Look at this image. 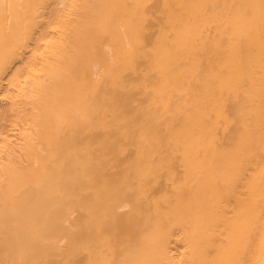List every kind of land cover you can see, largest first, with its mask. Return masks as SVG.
I'll list each match as a JSON object with an SVG mask.
<instances>
[{
	"label": "bare ground",
	"instance_id": "1",
	"mask_svg": "<svg viewBox=\"0 0 264 264\" xmlns=\"http://www.w3.org/2000/svg\"><path fill=\"white\" fill-rule=\"evenodd\" d=\"M0 264H264V0H0Z\"/></svg>",
	"mask_w": 264,
	"mask_h": 264
}]
</instances>
